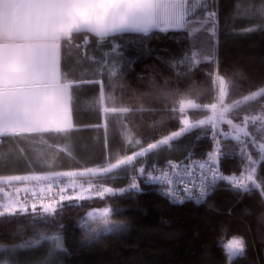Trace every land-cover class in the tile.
<instances>
[{
  "label": "trees",
  "instance_id": "obj_1",
  "mask_svg": "<svg viewBox=\"0 0 264 264\" xmlns=\"http://www.w3.org/2000/svg\"><path fill=\"white\" fill-rule=\"evenodd\" d=\"M197 8L192 11L200 22L193 23L190 13L179 29L104 38L73 31L61 40L60 75L71 127L0 137V179L47 177L54 178L56 190L81 183L98 191L127 188L135 174L142 191L74 202L57 196L63 210L55 223L39 215L2 217L0 246L39 239L45 250L56 246L59 236L64 247L55 264H227L218 245L236 236L245 240L247 254L233 264H264L259 191L242 195L218 181L201 204L173 203L139 173L144 168L145 175L158 176L172 162L205 160L215 151L214 129L205 123L172 136L183 130L185 118L207 120L222 86L223 103L238 104L231 116L236 123L264 118V93L252 97L264 89V0H218L215 25L204 22ZM263 133L251 131L249 145L223 140L219 169L242 175L257 163V176L264 180ZM30 183L0 185V205L4 189ZM70 195L67 190L65 198ZM31 197L26 192L21 207L31 210ZM104 207L113 209L110 233L98 231L104 227L87 216ZM43 208L36 207L38 213ZM36 246L29 250L37 253Z\"/></svg>",
  "mask_w": 264,
  "mask_h": 264
},
{
  "label": "crops",
  "instance_id": "obj_2",
  "mask_svg": "<svg viewBox=\"0 0 264 264\" xmlns=\"http://www.w3.org/2000/svg\"><path fill=\"white\" fill-rule=\"evenodd\" d=\"M67 29L65 0H0V137L71 127L60 75Z\"/></svg>",
  "mask_w": 264,
  "mask_h": 264
},
{
  "label": "snow or ice",
  "instance_id": "obj_3",
  "mask_svg": "<svg viewBox=\"0 0 264 264\" xmlns=\"http://www.w3.org/2000/svg\"><path fill=\"white\" fill-rule=\"evenodd\" d=\"M217 2L218 0H212L211 8H209L208 0H151L150 3L143 6L139 10L127 13L126 19L122 23H117L106 30V35L113 37L116 34L126 32L149 34L153 29H159L166 32L169 29L183 28L186 23H188L186 18L189 17L190 13L192 22L199 23L200 20L197 17L196 12L192 11V9L197 5V11H202L204 13V22L210 20L213 25H215L217 11L212 9H215ZM261 14L264 15V9L261 10ZM212 31L214 32L215 28H213ZM113 47L118 49L119 45L116 44ZM191 130L194 129L186 130L185 133H188ZM167 145L168 144H165L164 146ZM220 157L221 156L217 153L211 151L207 153V162L198 164L200 182L196 185L199 189L197 196L193 195L192 188L186 186L181 189L184 193H186L185 196H182L180 191H177L176 188L172 187L173 179L167 172H161L159 176L153 175L151 172H148L145 175L146 170L144 168H140L139 173L141 176H144L147 181L162 183L163 188L160 189L161 194L177 203H184L185 199H195L197 204L204 202L205 198L211 195L215 190L218 181L227 182L232 189L239 190L242 195H251L253 191H259L261 202L264 203V180H260L257 176L258 167H254L250 171H246L244 169V173L242 175L224 174L218 167ZM261 163H264V161ZM170 167L176 169L179 166L170 164ZM190 168L191 165L186 166L184 169L185 174L189 177L192 176V172L189 170ZM133 172H135V169H133ZM177 176H179V173H177ZM180 179L183 183V178L180 177ZM188 183H192V180L189 179ZM133 190L137 193L142 191L141 184L138 182L135 174L132 175L127 188L121 187L119 190H116L113 187H101L95 195L97 197H104L106 194L116 196ZM87 198L88 197H86V195L81 194L76 196L74 199L71 197H62L61 200L64 202H74L84 201ZM62 210L63 209L58 206L55 201L47 204L43 208V211L39 213L35 205L31 210L15 204L8 208H4L3 205H0V218L6 216L13 217L20 214L25 216L39 215L53 218V223H55V217L58 216L59 212ZM112 212L113 209L111 207H104L96 211L88 212L87 216L104 225L106 231H112L113 226L111 220L109 219ZM55 239L57 241V248L63 249L64 245L61 242V238L57 236ZM39 243V239H36L26 241L21 245L0 247V260L5 261V264H20L17 249L28 250ZM218 246L221 248L227 264H233V262L237 259L246 258L247 245L245 240L241 237L233 236L226 242L222 240Z\"/></svg>",
  "mask_w": 264,
  "mask_h": 264
},
{
  "label": "rangeland",
  "instance_id": "obj_4",
  "mask_svg": "<svg viewBox=\"0 0 264 264\" xmlns=\"http://www.w3.org/2000/svg\"><path fill=\"white\" fill-rule=\"evenodd\" d=\"M150 2L151 0H65V29L69 28L65 31H69L70 34L75 30L86 31L100 38L110 36L106 35L107 29L117 23H122L126 19L127 13L137 11ZM154 30L159 29H153L152 31ZM262 93H264V89L255 93L252 97L259 96ZM225 95L226 91L222 86L221 94L218 96L216 103L209 108L211 110L209 118L203 122L198 123H192L189 118H185L183 120V130L175 133L172 137L178 138L182 134H184L186 130L194 129L199 125L205 123L214 129L213 134L215 136L216 144L214 152L217 154L219 151V144L223 140H233L235 142L246 145H249V143L253 142L254 136L251 134V131L264 132V118L260 121L255 120L256 118H244L241 123H236L231 116L235 114L233 111L237 108L238 104L225 105L223 103ZM65 122L67 121L65 120ZM251 128L253 130H251ZM164 143H168V140L164 141ZM254 145L257 148L260 147L258 143H254ZM261 150L264 156V148H262ZM254 167H257V163H251L248 171H250ZM19 180H26V182L33 181L34 183H30L28 184L29 186L17 188L15 190V187L13 186H11L6 191L4 189L3 192L8 191L6 193V200L2 204L4 208H8L13 204L21 206L20 204L24 199L21 201L20 198H22V196H24L26 192H29L31 194L32 197L30 199V203L33 204V206L35 205L36 207H45L47 204L54 201L57 196L60 197V200L62 197L65 198V192L67 190H70L73 193V195L69 196L73 199L81 194L86 195V197H88L87 199L97 197L95 195L97 191H94V189H96L95 187L87 188L84 187V185L81 183L76 185L68 184L66 188H59L58 190H56V181H54V178L47 177L37 179H32L30 177L10 180L0 179V185H3L5 183L11 184ZM100 226L101 228L104 227V225L102 224ZM98 231L104 233L111 232L106 231L105 228ZM41 245L42 244L36 246L37 253L29 249H17V255L20 260V264H55L56 259L54 258V256H58L60 254L59 248H57V246L55 245H52L51 248L41 250L44 248L43 246L41 247ZM0 264H5V261L0 260Z\"/></svg>",
  "mask_w": 264,
  "mask_h": 264
},
{
  "label": "built area",
  "instance_id": "obj_5",
  "mask_svg": "<svg viewBox=\"0 0 264 264\" xmlns=\"http://www.w3.org/2000/svg\"><path fill=\"white\" fill-rule=\"evenodd\" d=\"M202 162L206 163L207 159H205V160H191V159H187V161L185 160V161H180V162H172L170 164H175V165H178L179 167L176 168V169H173V168L170 167V164H169L167 166L166 170L164 171V172H167L169 174V176L173 179L172 187L176 188L177 191H180L182 196L186 195V193H184L181 190L182 187H185V186L189 187V188H192L194 196L198 195L199 189H198V187H196V185H198L199 182H200L198 164L202 163ZM189 165H191V168L189 169L192 172V176L191 177L186 175L185 172H184L185 167L189 166ZM177 173H179V176H177ZM180 177L183 178V183L181 182ZM189 179L192 180V183H188ZM156 184L158 185L159 190L161 188H163V184L162 183L156 182ZM205 200H206V198H205ZM185 201H193V202L196 203L195 199H185ZM172 202L173 203H177V202H174V201H172ZM199 204H201V203H199Z\"/></svg>",
  "mask_w": 264,
  "mask_h": 264
}]
</instances>
